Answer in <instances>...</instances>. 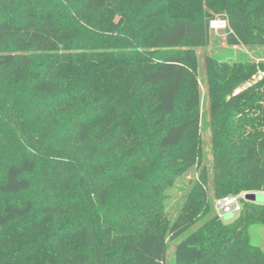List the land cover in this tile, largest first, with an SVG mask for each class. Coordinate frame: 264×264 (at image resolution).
<instances>
[{"label": "trees", "instance_id": "1", "mask_svg": "<svg viewBox=\"0 0 264 264\" xmlns=\"http://www.w3.org/2000/svg\"><path fill=\"white\" fill-rule=\"evenodd\" d=\"M217 17L229 44L264 45V0H0V139L19 151L2 165L0 264H167L171 242L173 264H264V203L225 222L209 192L264 193V78L214 119L212 185L189 97ZM193 167L170 218L166 192Z\"/></svg>", "mask_w": 264, "mask_h": 264}, {"label": "rangeland", "instance_id": "2", "mask_svg": "<svg viewBox=\"0 0 264 264\" xmlns=\"http://www.w3.org/2000/svg\"><path fill=\"white\" fill-rule=\"evenodd\" d=\"M157 5L154 6L156 8ZM153 8V9H154ZM152 9V11H154ZM194 48V61H191L192 72L194 73L195 79L197 80L196 90L193 93L192 100H196L200 105L201 112V123L200 129L202 134V146L204 151L203 163L207 168L208 180H210V185L213 184V174H214V130L212 125L214 119L219 118L224 114V108L234 109L235 105L240 103L243 96L240 94L247 90L257 82L264 78V71L257 68V71L252 74V78L242 81L240 80L241 75H246L248 72L242 67L239 70H234L233 68L224 69V66L220 69L215 68L213 65L209 64L207 58L216 59L224 65V63H237L240 61H250L255 64H260L264 62V45H231L227 41V30L214 31L211 30L210 39L208 45L205 47H193ZM235 71V72H234ZM226 74L223 78V82L219 83V78L221 75ZM189 97H184L182 99V107H187L190 103ZM261 103H263V98L260 97ZM264 104V103H263ZM184 111V109H183ZM247 112V111H246ZM244 115V113L239 114ZM241 118V117H240ZM19 151L17 146L10 145V142L4 139H0V178L2 176V165L5 161L10 160L13 157L19 156ZM198 177V170L193 167L192 170L188 171L183 176L178 177L175 180L173 187L166 192V208L165 211L170 218H175L178 214L182 202L186 199L187 193L190 191L195 179ZM34 184H36V181ZM32 192V193H31ZM30 192L29 197L33 198L39 205L51 202L54 194L52 190H44L41 186H37ZM210 195L213 197V203L216 211L217 198L214 196L212 187H210ZM246 199L252 200L257 203H264V193H249L246 195ZM17 200L23 202L27 199L26 194L16 197ZM4 197H0V205L4 200ZM217 212V211H216ZM222 215L225 222L233 221L237 218L240 213L234 211L233 209L227 212L218 211ZM253 240L256 244L264 245V233L259 231V229L254 230ZM175 243L171 242L169 244L168 250V260L167 264H173L175 257Z\"/></svg>", "mask_w": 264, "mask_h": 264}, {"label": "built area", "instance_id": "3", "mask_svg": "<svg viewBox=\"0 0 264 264\" xmlns=\"http://www.w3.org/2000/svg\"><path fill=\"white\" fill-rule=\"evenodd\" d=\"M209 27L214 31H222L227 29V20L225 18H214L209 22ZM246 193L243 192L236 195H226V197L217 200L216 209L217 211L227 212L228 210L233 209L234 211L242 210V201L246 198Z\"/></svg>", "mask_w": 264, "mask_h": 264}, {"label": "water", "instance_id": "4", "mask_svg": "<svg viewBox=\"0 0 264 264\" xmlns=\"http://www.w3.org/2000/svg\"><path fill=\"white\" fill-rule=\"evenodd\" d=\"M248 194H249V193H246V195H248ZM250 194H251V193H250ZM246 195H245V196H246ZM246 197H247V196H246Z\"/></svg>", "mask_w": 264, "mask_h": 264}, {"label": "crops", "instance_id": "5", "mask_svg": "<svg viewBox=\"0 0 264 264\" xmlns=\"http://www.w3.org/2000/svg\"><path fill=\"white\" fill-rule=\"evenodd\" d=\"M216 211H217V209H216ZM218 212V211H217ZM221 215V214H220ZM222 216V215H221Z\"/></svg>", "mask_w": 264, "mask_h": 264}]
</instances>
